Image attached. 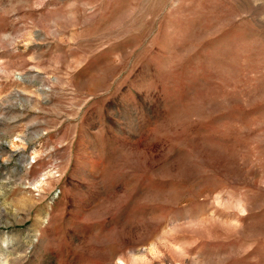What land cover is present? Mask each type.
I'll use <instances>...</instances> for the list:
<instances>
[{
	"label": "rangeland",
	"instance_id": "obj_1",
	"mask_svg": "<svg viewBox=\"0 0 264 264\" xmlns=\"http://www.w3.org/2000/svg\"><path fill=\"white\" fill-rule=\"evenodd\" d=\"M0 264H264V0H0Z\"/></svg>",
	"mask_w": 264,
	"mask_h": 264
}]
</instances>
